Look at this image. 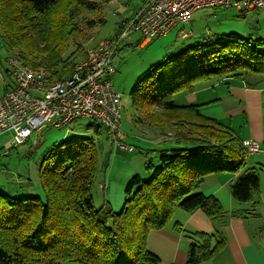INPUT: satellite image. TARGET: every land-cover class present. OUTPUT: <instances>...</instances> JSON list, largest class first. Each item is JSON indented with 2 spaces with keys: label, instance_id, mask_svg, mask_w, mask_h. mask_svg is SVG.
I'll return each instance as SVG.
<instances>
[{
  "label": "trees",
  "instance_id": "16d2710c",
  "mask_svg": "<svg viewBox=\"0 0 264 264\" xmlns=\"http://www.w3.org/2000/svg\"><path fill=\"white\" fill-rule=\"evenodd\" d=\"M106 1L0 0V37L10 56L63 79L90 58L93 50L85 51L83 44L94 35L91 29L105 23ZM60 6L62 14L56 12ZM80 51L86 53L80 57ZM232 77L250 86L264 79V38L205 37L153 65L134 85L132 100L159 130L157 137L170 138L168 145L150 149L158 153L160 165L148 163L147 179L133 176L120 211L98 208L92 193L99 163L95 139L74 137L55 145L39 166L44 199L0 191V264H160L147 239L168 227L192 239L186 264L213 258L225 238L184 227L174 219L176 213L201 209L225 222L228 212L201 186L210 174L242 169L231 193L257 208L260 175L246 168L249 153L229 126L206 116L202 105L176 104L174 96L195 92L199 82Z\"/></svg>",
  "mask_w": 264,
  "mask_h": 264
},
{
  "label": "rangeland",
  "instance_id": "374dc122",
  "mask_svg": "<svg viewBox=\"0 0 264 264\" xmlns=\"http://www.w3.org/2000/svg\"><path fill=\"white\" fill-rule=\"evenodd\" d=\"M140 2L141 0L106 1L102 11L106 21L90 30L94 35L84 42V50L92 51L114 35L122 19L129 18ZM64 10V7L60 6L56 12L62 14ZM181 28L183 25L179 24L166 35L145 43L141 33H134L132 39L135 41L123 46L115 56L117 71L112 76V82L114 89L121 94L122 107L118 137L124 144L133 146V149L117 145L109 137L104 126L88 119H79L62 128L44 126L40 134L34 133L27 142L21 144L11 143V132H0V191L19 198L40 196L44 199L39 174L44 154L60 142L74 137H92L95 139L99 156L98 172L92 189L95 205L98 208L106 205V208L120 211L125 203L126 187L133 176L139 174L147 179L150 176L148 163L152 161L155 167L160 165L158 153L150 150L156 146V133L159 130L149 125L144 120L142 111L134 106V85L153 65L202 38L231 33L244 38H264V7L240 10L235 7L217 6L197 9L192 13L190 22L184 25L189 35L180 36ZM74 48L72 45L70 52ZM82 53L84 52H79L80 57L86 52ZM9 56L6 42L0 37V96L6 87L14 83ZM198 90L202 91V82L196 85L195 92ZM200 94L202 95V92ZM180 213L185 211L180 209L174 219H181Z\"/></svg>",
  "mask_w": 264,
  "mask_h": 264
},
{
  "label": "built area",
  "instance_id": "2783aa9c",
  "mask_svg": "<svg viewBox=\"0 0 264 264\" xmlns=\"http://www.w3.org/2000/svg\"><path fill=\"white\" fill-rule=\"evenodd\" d=\"M242 9L264 7V0H147L145 5L113 38L99 44L86 61L63 79L34 67L20 57L9 56L13 85L0 96V132H11L13 144L40 134L44 126L62 128L79 119L96 120L122 148L133 149L118 139L122 120L121 94L114 89L115 56L133 33L145 41L162 37L179 24L180 36L189 35L184 25L192 13L205 7ZM248 153L260 150L256 141H245ZM102 185V184H101Z\"/></svg>",
  "mask_w": 264,
  "mask_h": 264
},
{
  "label": "crops",
  "instance_id": "0c3cea01",
  "mask_svg": "<svg viewBox=\"0 0 264 264\" xmlns=\"http://www.w3.org/2000/svg\"><path fill=\"white\" fill-rule=\"evenodd\" d=\"M146 1L141 0L133 14L122 19L117 32L111 37L118 34ZM132 35L127 44L135 41ZM145 42L144 40L143 43ZM174 99L178 105H202L201 111L206 116L229 126L243 143L253 140L260 145L259 151L249 153L246 167L257 169L260 175L261 194L257 208L253 207L252 202L234 198L231 193V186L244 171L242 169L235 174H210L201 186L204 193L218 198L228 212V216L223 218L225 222L211 219L201 209L180 213L182 218L178 220L184 227L206 233H219L225 238V245L213 258L198 264H264V79L257 82V86H250L237 77L206 81L202 83V91L179 92ZM165 139L170 138H158L155 144L159 147L168 145ZM191 242L192 239L184 232L168 227L150 232L147 247L160 257V264H186Z\"/></svg>",
  "mask_w": 264,
  "mask_h": 264
}]
</instances>
